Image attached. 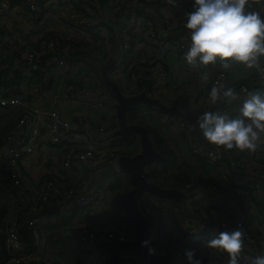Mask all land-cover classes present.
Here are the masks:
<instances>
[{"label":"built area","instance_id":"built-area-1","mask_svg":"<svg viewBox=\"0 0 264 264\" xmlns=\"http://www.w3.org/2000/svg\"><path fill=\"white\" fill-rule=\"evenodd\" d=\"M50 1L53 0H18V4L28 9L31 18L33 13L47 18L51 9L46 3ZM92 1L98 5L102 1L100 15L85 7L78 9L76 4L80 5L81 0H54L52 7L63 9L60 15L66 28L59 29L60 33L55 30L57 38L45 39L44 31L39 47H31L21 40V44L12 49L16 57L11 59V68L17 69L19 61L23 62L25 65L19 69L22 78L39 76L40 88L46 87V92L41 93L43 98L55 101L64 97L71 111L68 118L54 106L45 107L48 100L32 103L21 94L10 93L0 83V115L6 117L8 112H17L0 146V264H107L108 255L99 250L97 244L112 239L129 241L134 237V232L125 225L91 224L92 218L106 214L113 195L109 180L100 182L97 172L104 165L120 171L118 159L122 140L113 136L115 128L110 131L94 123L92 111L103 107L111 95L92 82V65L72 53L75 44L82 46V41L94 42L93 50L96 51L91 55L102 61L111 57L113 38L118 37L120 52L112 58L108 76L126 95L144 92L158 98L156 92L164 93L168 89L174 69V64L165 61L167 49L176 46L178 62L183 60L187 50L188 33L183 24L187 14L194 10L193 0H175L174 3L168 0ZM68 5L70 7H66ZM10 6L9 0H0V15L7 13ZM105 8L115 14L123 9L139 15L145 23L143 33L148 43L141 46L133 40L141 30V23L137 21L125 22L119 29L108 26L104 22L103 11L109 13ZM51 30L54 31L49 26L46 32ZM134 44L140 45L141 51L138 54L137 48L136 55L131 56L133 62H127L125 56L134 49ZM135 62L139 70L128 77L127 71ZM39 66H43V73ZM73 66L81 68L71 73ZM64 68L69 71L56 85H51L55 80H50V76ZM253 69L257 84L264 91V66L258 62ZM217 80L237 91L239 105L250 92L246 84L231 83L224 71L214 75L208 92ZM139 87H143L142 90H138ZM155 114L154 108L135 109V117L142 115L152 119ZM172 123L180 125L189 153L210 164L214 177L192 175L182 185L185 191H202L196 198L198 214L194 213L192 204L181 211L154 196L139 200V211L149 220L148 247L172 259L174 264H186L184 250L195 248L202 264H216L220 256L214 249L206 248L203 241L216 231H232L239 226L245 232L240 264H251L253 257L264 255V228L257 209L261 202L264 211V184L257 188L255 183L257 178H264L261 153L264 141L258 143L254 151L232 150L225 154L200 143L192 121L176 115ZM226 157L231 161V168L224 170L221 180L218 174L226 166ZM230 184L235 185L231 192L228 190ZM208 191H220L225 198L224 207L204 209L210 202ZM246 203L253 204L252 212L245 209ZM194 235L200 237L199 241L193 240ZM52 244H57V250L68 256L57 253L50 257L46 249ZM120 264L151 263L143 257L125 254ZM221 264H227V258H221Z\"/></svg>","mask_w":264,"mask_h":264},{"label":"crops","instance_id":"crops-1","mask_svg":"<svg viewBox=\"0 0 264 264\" xmlns=\"http://www.w3.org/2000/svg\"><path fill=\"white\" fill-rule=\"evenodd\" d=\"M9 2L11 3L10 9L7 11V13L0 15V51H4V50L6 51L5 46L8 45V43L9 46L11 44L10 49L14 50L16 47H18L21 44V40H23L24 42L26 41V44H29L31 47H37V46L39 47V45L42 43L40 40L41 39L40 36L44 31H46V29L49 26L51 27V29L52 28L54 29L53 32L57 30L59 33H60L59 29L63 30L66 28L65 24L63 23V16L60 15L63 9L57 10L56 9L57 7L55 5H54L55 8L54 9L52 7V4H54V0L46 3L47 8L51 9V14L47 18L43 17L42 14L37 15L36 13H33L31 18L28 9L25 7L24 8L21 7L18 4V0H9ZM253 6L258 7L255 4H253ZM66 7H70V5ZM81 7L88 8L94 13L99 15L102 12V8H103L101 3H99L98 5L97 2L92 0H81ZM147 7L150 8L151 5L148 4ZM105 9L109 12L106 14L103 11L104 22H106L108 26L114 29H119L125 22L135 23V21H137L138 23H141L140 26L141 30L136 35L135 39L133 38V40L140 42L139 44H141V46L148 43V40L146 39V36L143 33V29L145 28V23L141 22V20L138 18L139 15H132L131 10L120 9L119 10L120 12L119 14H117L118 15L117 16L112 10L109 11L107 8ZM17 23H18V29H16ZM11 30L14 31L11 32ZM17 39H19V41H17ZM87 43L95 44L94 42H87ZM134 45H135L134 49L131 50V52L128 54L129 57H131L132 55L133 56L136 55L137 48L139 49L138 54L139 51H141L140 45H136V44ZM113 48H112L111 57L107 58L106 61L108 60L111 61L112 58H115V56L120 52V40H118L117 46L114 44ZM95 51L96 49L92 51L93 55H95ZM143 52H140L141 53L140 58H143ZM7 54L10 55L9 53ZM104 60H102V62ZM92 61L95 64H97L99 67V70L95 69L96 72L93 71L92 82L105 91L106 85L104 84L101 76V67L103 64L102 62H99L97 60H92ZM165 61L167 63L174 64V69L179 68V66L181 70L187 69L188 73H186L187 75L177 76L174 79L175 81L174 85L168 87L166 93L161 97H159V99L162 100L164 103L179 110L181 112V116L192 121L194 124L196 122V117L204 111H218L228 114L232 117L238 115L239 99L232 100L230 102H225L224 100H221L215 105H210L208 103L206 94L209 90L212 78L217 72L224 71L225 75L233 84L235 83L246 84L248 86L249 91L262 90L256 81V71L253 68H247L242 64H233L232 67L227 70L221 69L219 65L209 66L207 71L210 73L211 79L207 84H202L200 82L199 75L201 72L205 71V69L200 66H196L195 68H193L187 65L184 62V60L178 62L176 46L173 45L172 47H169L167 49ZM129 62H133L132 58L131 61ZM259 62L264 66V57H261ZM24 65H25L24 63H21V61H19L17 69H15L14 72L19 73V69L20 68L22 69ZM80 68L81 67L79 66L77 67L73 66L71 73H75V71L79 70ZM68 71L69 68L58 69L53 76H50V80H55L51 83V85H56L58 79ZM181 82L182 85L180 84ZM4 86L6 87L7 91H9L10 93H14L18 95L21 94L23 95L24 98H26L28 101L32 103L41 104L42 101L48 100L44 105L45 107L54 106L55 108L59 109L60 113H62L64 117L68 118L70 116L71 111L68 110L67 100L64 97L60 99H55L54 101L53 98L45 99L41 96V93L46 92V87L42 86L40 88L39 76H34L31 78H19L15 82L14 81L10 82L7 85L5 84ZM182 86H184V89L182 88ZM113 98H110L108 102L104 103L103 107L99 108V110L96 109L92 111L94 123L96 125L103 126L110 131L114 130V128L116 129L117 127V120L115 117V109H114L115 100ZM138 108H140L141 110H145L147 109V106L141 104L140 106H138ZM172 115L174 114L172 113L167 114L166 112L163 111L160 112L156 110V114L155 116H152V119H150V117L149 118L145 117L148 123L156 126V134L158 135L161 144L160 145L156 144L155 147L159 149V152L162 154V158L167 156L169 159V163L165 164V166L168 165L167 168L165 167L168 174L177 171L182 172L183 169L181 168V166L183 165L181 163H184L185 161V163L189 165L187 169H185L186 171H183L184 173L187 174V176L191 177L194 174V172L195 173L201 172L200 176L208 175V178L211 177L213 178L214 170L212 169L210 164H208L207 167V165L202 160L197 159L195 156L189 153L187 144L182 136L180 125L172 123V117H174ZM16 117H17L16 111H13L12 115L9 112V117H2L0 115V127L4 125H8V123L10 122H13L16 119ZM195 134L200 143H202L203 145H207V143L199 136L196 129H195ZM261 150H262L261 153L264 157V149ZM226 160L227 163L225 168L223 169V171H221L218 174V177L221 180L223 177L224 170H226V168L228 169L231 168V164H230L231 161L229 160L228 157H226ZM178 166H179V170L177 169ZM168 168H171V170H169ZM109 171L111 170L109 169ZM111 173L113 172L111 171ZM113 175L115 178H119L121 181L128 182L129 187L121 185V189L128 190L130 188L128 176L124 172H122L121 176H115V173H113ZM122 176L124 177L122 178ZM169 181L166 184L172 185L171 181L170 182ZM255 183H256V187L259 188L262 184H264V178H262L261 180L257 178ZM234 186H235L234 184L228 185L229 192L232 191ZM168 187H172V186L168 185ZM172 188L180 191L181 193L180 197L178 200L169 199L171 201H168L165 204L171 205L172 207H178V210L181 211H186L188 205L192 204L191 207L193 208L194 213L198 212L199 208L196 205V198L199 197L202 191L199 190L185 191L182 190L181 186L172 187ZM127 190L124 192V194L127 192ZM205 192L206 191H203V193ZM208 200L210 202H208V205L204 207V209H208V211L211 209H219L224 207L225 198L220 195V191L218 192L208 191ZM244 207L245 209L252 212L254 206L252 203H246L244 204ZM257 207H258L257 208L258 219L262 220L261 224L262 227L264 228V211L262 209L261 202L257 204ZM122 212L123 211H118V216L123 215ZM118 216L112 215L109 217V215H107L102 219L92 218L91 224L97 226H106L112 223H105V222L115 220L118 218ZM197 218H199V216ZM252 221H254L253 215H252ZM128 226L125 225V228L128 229L129 231H133V228L130 225ZM230 227L233 229L232 223L230 224ZM49 241L51 242V238L49 239ZM97 247L99 249V244H97ZM214 251L220 256L219 262L216 264H221V258L226 259L227 255L217 249H214ZM58 254L62 255L63 252L61 250H58ZM164 264H174V263L172 259L166 257Z\"/></svg>","mask_w":264,"mask_h":264},{"label":"clouds","instance_id":"clouds-1","mask_svg":"<svg viewBox=\"0 0 264 264\" xmlns=\"http://www.w3.org/2000/svg\"><path fill=\"white\" fill-rule=\"evenodd\" d=\"M193 9L183 24L188 33L183 60L193 68L205 69L199 75L202 84L211 79L209 66L219 65L227 70L233 64L247 68L258 65L264 57V0H193ZM237 99V91L220 80L208 92L210 105ZM194 127L208 145L225 154L232 150L254 151L264 141V91L246 93L237 116L204 111L196 117ZM199 239L198 235L193 236V240ZM148 244L147 240L142 242L143 247ZM203 245L225 253L227 264H240L245 232L239 226L232 231H216ZM148 253L154 254V249L149 247ZM183 256L186 264H202L195 248H186ZM251 264H264V255L253 257Z\"/></svg>","mask_w":264,"mask_h":264},{"label":"water","instance_id":"water-1","mask_svg":"<svg viewBox=\"0 0 264 264\" xmlns=\"http://www.w3.org/2000/svg\"><path fill=\"white\" fill-rule=\"evenodd\" d=\"M110 65L111 61H107L102 65L101 76L115 100L114 109L117 127L113 131V136H118L124 140L136 138L140 148L135 154H121L118 159L119 169L128 176L130 183V188L120 200V205L127 223L133 228L134 237L129 241H119L117 239L101 241L99 242V249L107 253V264H120L121 257L125 254L143 257L151 264H164L166 260L164 255L155 252L149 255V247L142 246V242L148 239L149 220L139 211L138 203L146 194L158 199L178 200L181 193L172 187L161 186L149 180L147 167L160 161L162 154L154 146L148 128L143 124L129 122L128 113L139 104L155 107L160 111L174 115L181 116V112L159 98L150 97L144 92L133 95L124 94L118 84L107 74ZM106 167L104 165L103 169ZM250 176L253 177V175ZM258 179L261 180L262 178Z\"/></svg>","mask_w":264,"mask_h":264},{"label":"trees","instance_id":"trees-1","mask_svg":"<svg viewBox=\"0 0 264 264\" xmlns=\"http://www.w3.org/2000/svg\"><path fill=\"white\" fill-rule=\"evenodd\" d=\"M102 1H100L99 3H101ZM102 4V3H101ZM76 7L78 8V9H81V4L79 5V4H76ZM119 12L120 11H118L117 13H116V15L117 14H119ZM118 16V15H117ZM106 23V22H105ZM107 24V23H106ZM59 35L56 33V32H53L52 30L51 31H48V32H46L45 31V36H44V38L45 39H48V38H57ZM60 39V38H59ZM60 40H62V39H60ZM118 40H119V38L118 37H114L113 38V46H114V44L117 46V42H118ZM63 42L65 43L66 41L65 40H63ZM79 44V43H78ZM85 44H87L86 42L83 44V45H85ZM77 44H75V46H76ZM10 47H11V45L9 46V44L8 45H6L5 46V49H6V51L4 52V51H0V65H2L1 67H0V83H2V84H9L10 82H15L16 80H18L19 78H22V76H21V74H20V71H19V73H15L14 71H15V69L14 68H11V64H10V62H11V59H15V57H16V55H15V52H13L11 49H10ZM79 50V49H78ZM130 52H131V50H130ZM129 51H128V54L130 53ZM7 53H9L10 55H8ZM127 54V55H128ZM72 55L74 56V57H80V58H83V59H85L86 61H88L89 60V63L92 61V59L91 58H93V57H90L88 54H87V52L86 51H77L76 49H75V51L72 53ZM109 58V57H108ZM94 59V58H93ZM125 60L126 61H131V57H129V55L128 56H125ZM102 62V61H101ZM21 63H23V62H21ZM10 64V65H9ZM135 65V66H134ZM137 65H136V62L133 64V66L130 68V71L127 73V76L129 77L131 74H133V73H137L138 72V70H139V67H138V69L136 70L135 69V67H136ZM41 69L42 71L40 72V73H43V66H39L38 67V69ZM97 69L99 70V67H97ZM99 73H100V71H99ZM13 85V84H12ZM147 85H145V87H146ZM144 87V88H145ZM122 88V87H121ZM120 88V89H121ZM142 88L143 87H139V89L138 90H142ZM123 90V89H122ZM105 91L108 93V94H110L111 95V98H113V95H112V93H111V91H110V89L108 88V87H106L105 86ZM123 93H124V91H123ZM114 99V98H113ZM141 104H139V105H136V107H134L133 109H136V108H138V106H140ZM147 108L148 109H151V108H154L155 110H157V111H160L159 109H157V108H155V107H150V106H147ZM133 109H131L130 111H129V113H128V121L129 122H131V123H139V124H143V125H145L147 128H148V130H149V132H150V137H151V139H152V141H153V143H154V146L156 145V144H158V145H160L161 143H160V139H159V137H158V135L156 134V126L155 125H152V124H150V123H148V121L146 120V118L145 117H143L142 115H140V116H137V117H135L136 115H135V110H133ZM160 112H162V111H160ZM9 113V112H8ZM10 114L12 115L13 114V112H10ZM168 114V113H167ZM172 116H176V115H172ZM6 117H9V114L6 116ZM182 118H183V116H181ZM185 118V117H184ZM15 121V120H14ZM14 121L13 122H10V123H8V125H4V126H2V127H0V146L3 144V142H4V140H5V137H6V134H7V132H8V130L12 127V125L14 124ZM135 138H132V139H130V140H124V139H122V141H121V144H122V146L123 145H126V143H131V140L133 141ZM125 143V144H124ZM157 149V148H156ZM121 150H122V148H121ZM158 151H159V149H157ZM120 154H130V153H126V152H124V153H122V152H120ZM165 154V153H164ZM159 163H161L162 164V166H160V168L159 167H155L154 165H151V166H148L147 167V171H148V177H149V179L150 180H152V181H154V182H156V183H158L159 185H161V186H166V187H168V185L169 186H172V187H179V186H181V188H182V185L190 178L189 176H187V174L186 173H184L183 171L182 172H171V173H169L168 174V172H167V170H166V166H165V164L166 163H169V159H168V157L166 156V157H163L160 161H158V162H156L155 164L156 165H158ZM106 169H107V167L105 168V169H102L103 171H105V175H98V173L100 172V171H98L97 172V176H98V178H99V180H100V182L102 181H104V180H109V187L111 188V190H112V193H113V202H112V207L118 212V211H123V209H122V207H121V205H120V199L122 198V196H123V194H124V192L127 190V189H121V185H122V181L119 179V178H115L114 177V175H113V173H111V171H109L108 170V173H107V171H106ZM177 169L179 170V166L177 167ZM101 170V171H102ZM160 180V181H159ZM171 181V183H172V185H170V184H166L168 181ZM169 181V182H170ZM178 184H180V185H178ZM118 188H120V191H117V189ZM123 188H125V187H123ZM146 196V195H145ZM159 201H162V202H168V201H171V200H169V199H162V200H159ZM119 218H120V220L126 225V226H128L129 224L127 223V219L125 218V216L124 215H119ZM128 224V225H127ZM129 227V226H128Z\"/></svg>","mask_w":264,"mask_h":264},{"label":"rangeland","instance_id":"rangeland-1","mask_svg":"<svg viewBox=\"0 0 264 264\" xmlns=\"http://www.w3.org/2000/svg\"><path fill=\"white\" fill-rule=\"evenodd\" d=\"M10 35V34H9ZM83 42V44L85 43V41H82ZM87 43V42H86ZM9 44V43H8ZM82 44V46H80V44H77L76 45V50L77 51H86L87 52V54L90 56V57H93L91 54H92V51H93V49H94V44H85V45H83ZM11 45V44H10ZM96 45V44H95ZM112 48H113V46H112ZM79 49V50H78ZM114 49V48H113ZM130 52V51H129ZM111 53H112V51H111ZM99 57H101V56H99ZM149 57V56H148ZM77 58H80V57H77ZM94 58V57H93ZM91 58L92 60H97V61H99V62H101V60L100 59H98V58ZM106 58H108V57H106ZM106 58H104V59H106ZM103 59V60H104ZM84 60V59H83ZM107 61L106 60H104L103 62H102V64H105ZM90 64L92 65V70L93 71H95L96 72V70L95 69H97V67H98V65L97 64H95L93 61H91L90 62ZM137 67H139V65H137L136 67H135V69H137ZM130 70H128L127 72H129ZM186 73H188V71H187V69H183V70H181V68H180V66H179V68H176V69H173L172 70V77H171V80L169 81V83H168V85H169V87L171 86V85H174V79L177 77V76H180V75H187ZM173 78V79H172ZM181 85H182V82L180 83ZM180 85V86H181ZM183 85H184V83H183ZM43 86V85H42ZM45 86V85H44ZM182 88L184 89V86H182ZM157 94H158V98L159 97H161L162 95H164L165 93H166V91L164 92V93H159V92H156ZM156 94V95H157ZM152 97H156V96H152ZM113 103H114V101H113ZM142 105H144V104H142ZM177 116H180V115H177ZM122 140V139H121ZM139 151V142H138V140L135 138L133 141L131 140V143H126V145L124 146H122V150H120V152H122V153H124V152H126V153H130L129 155H132V154H135L136 152H138ZM194 158V157H193ZM178 162V161H177ZM201 163V162H200ZM183 166H181V168L183 169V171H186L185 169H187V167L189 166L187 163H185V161H184V163H181ZM204 164V163H203ZM206 165H207V167H208V164L207 163H205ZM154 166H157V167H159V166H162V164L161 163H159V165H156V164H153ZM167 166L168 165H166V168H167ZM110 168H107L106 169V171H107V173H108V170H109ZM113 169L115 170V167L113 166ZM113 169L111 170L112 172H113ZM169 170H171V168H168ZM98 175L100 176V175H105V171H100L99 173H98ZM122 175V172L121 171H117V170H115V176H121ZM193 175H196V176H200L201 175V172H198V173H195L194 172V174ZM124 176H122V178H123ZM94 179V177H92L91 178V180H93ZM160 181V180H159ZM122 185L123 186H127V187H129V185H128V182H124V181H122ZM117 191H120V188H118L117 189ZM146 197L149 199L150 197H153L152 195H149V194H146ZM112 202H113V196L111 197V199H110V202H109V204H108V209H107V211H106V214L104 215V216H102V217H98L99 219H102L103 217H105V216H107V215H109V217L110 216H118V212L112 207ZM162 203H167V202H162ZM170 207H172L171 205H169ZM173 208H176V209H178V207H173ZM185 210V209H184ZM123 213V212H122ZM110 220V219H109ZM105 223H112V224H117V225H120V226H124L125 224L120 220V218H119V216H118V218L117 219H115V220H112V221H107V222H105ZM57 248H58V246H57V244L56 245H51V248L50 247H48L47 246V249H46V252L49 254V256L50 257H54L55 255H56V253H58V250H57ZM63 254H66L67 256H68V254L67 253H63Z\"/></svg>","mask_w":264,"mask_h":264}]
</instances>
